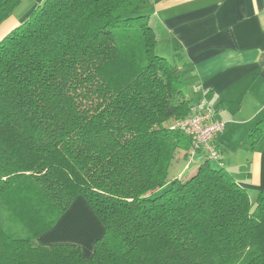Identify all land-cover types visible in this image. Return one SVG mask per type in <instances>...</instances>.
<instances>
[{
  "label": "trees",
  "instance_id": "obj_1",
  "mask_svg": "<svg viewBox=\"0 0 264 264\" xmlns=\"http://www.w3.org/2000/svg\"><path fill=\"white\" fill-rule=\"evenodd\" d=\"M20 2L0 1V25ZM145 9L44 0L0 37V264H264V184L204 156L168 179L194 103ZM77 198L104 230L89 258L37 242Z\"/></svg>",
  "mask_w": 264,
  "mask_h": 264
},
{
  "label": "crops",
  "instance_id": "obj_2",
  "mask_svg": "<svg viewBox=\"0 0 264 264\" xmlns=\"http://www.w3.org/2000/svg\"><path fill=\"white\" fill-rule=\"evenodd\" d=\"M44 0H21L1 23L0 37ZM156 51L182 66L188 94L209 101L225 123L215 139L223 168L252 192L264 184V138L253 147L249 130L264 119V0H146ZM235 149L236 155L229 151ZM187 152V150H186ZM181 152L180 159L186 156ZM236 159V160H235ZM203 161L199 154L181 177ZM104 230L83 198H77L56 225L37 242L75 244L89 258Z\"/></svg>",
  "mask_w": 264,
  "mask_h": 264
},
{
  "label": "built area",
  "instance_id": "obj_3",
  "mask_svg": "<svg viewBox=\"0 0 264 264\" xmlns=\"http://www.w3.org/2000/svg\"><path fill=\"white\" fill-rule=\"evenodd\" d=\"M173 128L188 138L189 152L193 157L201 154L221 166L215 139L224 130L225 123L216 118L215 107L209 101L195 103L189 116L176 122Z\"/></svg>",
  "mask_w": 264,
  "mask_h": 264
},
{
  "label": "rangeland",
  "instance_id": "obj_4",
  "mask_svg": "<svg viewBox=\"0 0 264 264\" xmlns=\"http://www.w3.org/2000/svg\"><path fill=\"white\" fill-rule=\"evenodd\" d=\"M1 1V0H0ZM158 52V51H156ZM169 59V58H168ZM192 100H195L194 94L192 95ZM236 151L235 149H230L229 153L232 156L236 155ZM220 155V153H219ZM193 156L192 154L188 151V154L186 156L181 157L178 160H174L168 170V179L171 180L173 178H175L176 176H178L182 170V168L187 165L189 166L190 163L193 161ZM236 160V159H235ZM212 165V163H211ZM251 198L253 199V196L251 195ZM26 232L22 229V234H25Z\"/></svg>",
  "mask_w": 264,
  "mask_h": 264
}]
</instances>
